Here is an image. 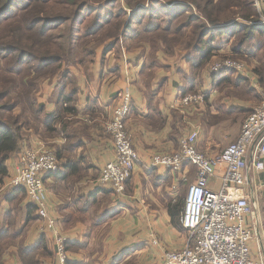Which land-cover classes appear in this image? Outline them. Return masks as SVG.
<instances>
[{
    "label": "crops",
    "instance_id": "crops-1",
    "mask_svg": "<svg viewBox=\"0 0 264 264\" xmlns=\"http://www.w3.org/2000/svg\"><path fill=\"white\" fill-rule=\"evenodd\" d=\"M137 41L127 38L107 51V45H103L96 50L94 61L65 65L63 73L46 79L37 98L44 105L40 131L28 133L6 164L8 175H13L23 149L39 143L55 149L59 169L45 175L44 183L49 211L67 239L69 264H165L164 252L179 250L188 241L181 216L197 170L188 165L178 177L153 167L152 156L178 150L182 136L199 129L198 149L215 157L241 132L239 126L231 134L226 132L228 118L238 106L248 103L232 91L234 86L220 89L207 67L194 69L186 48L177 47L175 54H168L162 44L156 50L146 39ZM259 63L252 60L248 76L235 73V80L247 79L262 100L264 86L255 71ZM128 90L132 93V110L126 124L139 159L125 193L118 195L111 188L96 186V181L115 158L106 124ZM191 90L203 91L205 103L184 109L179 105L180 98ZM65 100L76 111L62 112L61 119L54 121L60 108L67 105ZM259 102L246 107L250 109L246 117ZM218 103L228 105L227 109ZM47 124H52L53 133L47 132ZM252 161L250 154L248 162ZM220 182L216 175L210 187L218 191ZM176 185L177 190L173 188ZM242 193L254 205L249 222L254 233L251 247L255 257L264 259V170L250 168ZM30 203L18 192L0 191V238L16 234V243L6 246L2 260L4 264H22L23 253L34 256L39 264H59L54 233ZM154 238L158 244H154Z\"/></svg>",
    "mask_w": 264,
    "mask_h": 264
},
{
    "label": "trees",
    "instance_id": "trees-1",
    "mask_svg": "<svg viewBox=\"0 0 264 264\" xmlns=\"http://www.w3.org/2000/svg\"><path fill=\"white\" fill-rule=\"evenodd\" d=\"M17 1L0 0V184L9 174L8 159L19 151L28 133H38L44 122V105L37 99L42 83L63 73L65 65L94 61L103 45L107 51L135 38L137 42L146 39L156 50L162 44L168 54H175L177 47L186 48L192 67L201 70L231 44V57L245 54L249 61L260 62L255 71L264 86V24L258 23L256 0ZM91 18L95 25L81 32ZM248 42H255L252 48ZM213 77L220 89L234 86L236 95L256 93L247 79L235 80L234 71ZM67 101L54 121L61 119L62 112L76 111ZM46 130L55 131L52 124ZM20 191L25 189L10 193ZM15 236L0 238V264ZM66 249L70 253L68 243ZM22 255V264H39L34 256Z\"/></svg>",
    "mask_w": 264,
    "mask_h": 264
},
{
    "label": "built area",
    "instance_id": "built-area-1",
    "mask_svg": "<svg viewBox=\"0 0 264 264\" xmlns=\"http://www.w3.org/2000/svg\"><path fill=\"white\" fill-rule=\"evenodd\" d=\"M259 11L258 23L264 24V2L256 0ZM234 71L248 76L247 61L231 56L214 57L208 67L209 75ZM203 91L190 93L180 98L184 109L197 108L205 103ZM132 110V93L124 91L115 107L111 120L106 124L107 132L114 144L115 158L105 165L96 186L111 188L123 195L139 159L126 119ZM200 131H188L180 139V147L171 153L152 156L151 165L161 167L180 176L188 165L197 170L196 181L189 187L181 223L188 232L186 245L179 250H166L165 264H264L262 257H255L251 244L254 233L249 225L254 215V205L242 193L249 181L250 168L264 170V96L245 118L236 141L220 154L210 157L197 147ZM252 155L253 161L248 162ZM59 169L55 149L39 143L22 150L16 171L0 184V191L9 193L24 188L28 200L35 204L38 215L46 221L47 228L54 233L56 257L59 264L70 260L66 249L67 239L60 232L57 219L49 211V199L44 183L45 175ZM220 178L221 189L210 187V180ZM182 181L186 180L181 176ZM180 180V179H179ZM177 185L173 188L177 190ZM158 244V239H153Z\"/></svg>",
    "mask_w": 264,
    "mask_h": 264
},
{
    "label": "rangeland",
    "instance_id": "rangeland-1",
    "mask_svg": "<svg viewBox=\"0 0 264 264\" xmlns=\"http://www.w3.org/2000/svg\"><path fill=\"white\" fill-rule=\"evenodd\" d=\"M25 0H19V1H17V2H19V3H23ZM115 11H117L118 9L117 8H115L114 9ZM104 15H105V13H104ZM88 21L86 22V24H85V26L83 27H81L80 29V31L82 32L83 30H86V29H88V28H90V27H92L93 25H95V24H93V22H92V20H93V18H91V19H87ZM138 26V25H137ZM139 29H141L140 28V26H139ZM255 42H257V40L255 41ZM254 42V43H255ZM253 42H248V45H249V47L250 48H252V46H253V44H254ZM231 47H232V45L231 44H229V45H227L224 49V52H225V54H224V52H219L218 54H217V56L218 57H225V56H230L229 55V52H231ZM227 53V54H226ZM233 56V55H232ZM235 57H238V58H240V59H243V60H245V61H247V63H251L252 61H249V55H245V54H243V55H234ZM251 65V64H250ZM233 91V90H232ZM232 94V93H231ZM254 94H256V98L253 96V94L251 95V96H241V95H239V96H241L242 98H244V99H246L247 101H248V103H244V105L243 106H238L237 108H236V110L234 111V114L233 115H231L229 118H228V122H227V129H226V132L228 133V134H231L232 132H234L235 131V128H238V126H239V128H241L242 127V123L244 122V120H245V118H246V115H247V113L250 111V109H248V108H246V107H248L249 105H252L253 106V104H255L256 102H259V100H261V95H259L258 93H254ZM228 101V100H227ZM252 103V104H251ZM221 107L224 105H222L221 103H218ZM228 105H224V107L226 108ZM227 109V108H226ZM240 110H242V111H240ZM217 134V133H216ZM230 143H232V141H228V143H227V145H229ZM10 193V192H9ZM6 194H8V193H6ZM18 195H20L21 197H24V193L22 192V191H20V192H18Z\"/></svg>",
    "mask_w": 264,
    "mask_h": 264
}]
</instances>
